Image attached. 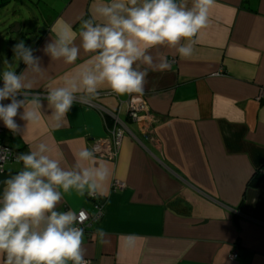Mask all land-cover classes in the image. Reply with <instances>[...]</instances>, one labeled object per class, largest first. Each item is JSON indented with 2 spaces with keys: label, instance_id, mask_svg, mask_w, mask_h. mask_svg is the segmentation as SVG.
Listing matches in <instances>:
<instances>
[{
  "label": "crops",
  "instance_id": "crops-1",
  "mask_svg": "<svg viewBox=\"0 0 264 264\" xmlns=\"http://www.w3.org/2000/svg\"><path fill=\"white\" fill-rule=\"evenodd\" d=\"M94 3L0 0V26L7 13L18 10L31 20L26 31L33 40L27 46L50 75L40 86L42 94L75 70L52 62L44 45L66 25L78 32ZM10 41L0 42V71L5 59L13 61L14 55L6 56L13 49ZM86 58L82 53L75 63ZM168 59L169 70L148 69L143 94L118 96L104 87L93 101L97 108L74 104L60 128L45 114L24 139L0 121V141L19 153L46 142L69 168L79 149L111 139L114 121L100 109L119 119L125 132L117 157H97L112 175L109 195L98 198L105 214L84 237L91 264H264V178L258 186L250 184L256 173L264 175V98L258 100L264 89V0H216L193 55ZM24 67L19 62L17 73ZM139 96L153 117L151 137L128 117L129 100ZM21 167L7 165L0 191L3 180ZM114 180L127 187L113 191ZM58 209L93 213L94 202L72 192L64 194ZM98 227L108 233L109 244L92 240ZM127 236L139 238L131 249Z\"/></svg>",
  "mask_w": 264,
  "mask_h": 264
},
{
  "label": "clouds",
  "instance_id": "clouds-1",
  "mask_svg": "<svg viewBox=\"0 0 264 264\" xmlns=\"http://www.w3.org/2000/svg\"><path fill=\"white\" fill-rule=\"evenodd\" d=\"M215 3L95 0L90 16L80 19L78 32L66 25L44 45L43 52L52 62L75 65L74 71L61 76L62 83L49 86L45 94L39 89L49 72L33 49L20 41L13 46V61L5 59L0 71V121L24 139L26 130L38 125L45 114L60 128L74 104L92 103L104 87L118 96L143 94L148 69L169 70L170 54L182 59L193 55ZM82 53L87 58L76 64ZM19 62L25 67L17 73ZM12 156L8 149H0V162ZM61 160L43 141L14 156L22 167L3 180L0 191V264H91L80 226L83 213L61 211L58 205L64 194L72 192L106 198L112 173L107 162L97 161L95 148L79 149L69 168ZM107 237L103 227L92 234L100 245L110 243ZM138 239L127 236L125 244L131 249Z\"/></svg>",
  "mask_w": 264,
  "mask_h": 264
},
{
  "label": "built area",
  "instance_id": "built-area-1",
  "mask_svg": "<svg viewBox=\"0 0 264 264\" xmlns=\"http://www.w3.org/2000/svg\"><path fill=\"white\" fill-rule=\"evenodd\" d=\"M0 86H2V81H0ZM264 98V89H261L258 95V100L261 101ZM89 107H96L97 104L92 102L90 104H86ZM101 113L105 116L108 115L112 117L114 121V126L111 130V139H100L96 140L93 143V148L96 149L97 157H101L104 159L113 160L117 157L121 141L124 135L125 130L121 128L119 119L113 114L105 111L104 109H100ZM128 117L135 121L142 133H144L147 137H151L153 134V117L148 110L147 104L143 97H132L128 102ZM1 132V130H0ZM0 149H8L12 153V157L7 162H0V174H3L6 171V167L10 163L14 162V156L20 154L11 146L0 141ZM127 187L125 182L120 180H114L112 183L113 191H122ZM94 202V212L89 213L85 210L79 211L77 214L83 213L81 218L80 226L84 229V237L89 233L92 226L98 222H100L105 214V203L98 198H90ZM233 259L238 258V254L235 253L232 256Z\"/></svg>",
  "mask_w": 264,
  "mask_h": 264
},
{
  "label": "water",
  "instance_id": "water-1",
  "mask_svg": "<svg viewBox=\"0 0 264 264\" xmlns=\"http://www.w3.org/2000/svg\"><path fill=\"white\" fill-rule=\"evenodd\" d=\"M26 13H24L23 10H18L11 12L10 14L7 13V15L4 18V21L2 22L0 28H1V38L2 39L9 38L10 44L13 47L15 44L19 43L20 41L24 42V38L29 35V33L26 31L30 24L31 20L28 22ZM14 55L13 51L9 53L8 59L12 58Z\"/></svg>",
  "mask_w": 264,
  "mask_h": 264
},
{
  "label": "trees",
  "instance_id": "trees-1",
  "mask_svg": "<svg viewBox=\"0 0 264 264\" xmlns=\"http://www.w3.org/2000/svg\"><path fill=\"white\" fill-rule=\"evenodd\" d=\"M263 178H264V175L260 173H256V175L254 176V179L252 180L250 184H252L253 186H258L260 182L263 180Z\"/></svg>",
  "mask_w": 264,
  "mask_h": 264
},
{
  "label": "rangeland",
  "instance_id": "rangeland-1",
  "mask_svg": "<svg viewBox=\"0 0 264 264\" xmlns=\"http://www.w3.org/2000/svg\"><path fill=\"white\" fill-rule=\"evenodd\" d=\"M33 40V38L31 37V36H26L25 38H24V43H25V46H27L28 45V42L29 41H32ZM6 56H7V58H8V56H9V53H6Z\"/></svg>",
  "mask_w": 264,
  "mask_h": 264
}]
</instances>
